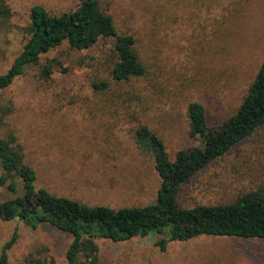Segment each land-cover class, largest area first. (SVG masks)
Here are the masks:
<instances>
[{
    "label": "rangeland",
    "instance_id": "374dc122",
    "mask_svg": "<svg viewBox=\"0 0 264 264\" xmlns=\"http://www.w3.org/2000/svg\"><path fill=\"white\" fill-rule=\"evenodd\" d=\"M0 74L26 40L29 10L51 14L76 8L80 0H2ZM119 33L132 34L147 73L118 83L110 76L112 39L85 50L66 41L0 91V136L12 133L24 160L36 172V187L81 202L112 208L154 204L160 178L152 153L138 146L135 130L146 125L164 143L171 160L201 146L188 135L187 106L200 102L210 127L240 105L264 60V0H100ZM50 60L51 73L41 75ZM52 61V62H51ZM106 80L105 90L93 82ZM2 170L0 168V175ZM17 195L21 181L14 177ZM264 191V124L185 183L182 207L231 202L242 193ZM15 194L0 185V201ZM8 264L32 257L67 264L71 235L49 224L36 228L0 220V251ZM163 233L127 241L97 238L98 264H264V239L199 236L168 241Z\"/></svg>",
    "mask_w": 264,
    "mask_h": 264
},
{
    "label": "trees",
    "instance_id": "16d2710c",
    "mask_svg": "<svg viewBox=\"0 0 264 264\" xmlns=\"http://www.w3.org/2000/svg\"><path fill=\"white\" fill-rule=\"evenodd\" d=\"M0 15L10 16L0 0ZM26 40L10 67L0 74V91L22 75L25 68L36 65L40 57L66 41L71 49L85 50L98 40L111 38L110 76L118 83L146 75L147 69L136 49L132 34L119 33L113 16L102 8L100 0H80L71 11L51 14L42 5L29 10ZM52 62V61H51ZM51 73L50 60L41 75ZM108 81L93 82L95 89L105 90ZM188 135L200 137L201 146L177 152L169 158L163 141L146 125L135 130L139 147L154 157V169L160 178L154 204L112 208L90 205L44 187L37 188L36 172L25 162L21 145L12 133L0 136V185L15 197L0 201V220L18 219L36 228L49 224L71 235L66 249L67 264H98L97 238L127 241L135 237L163 233L156 243L164 250L168 241H187L199 236L264 239V191L242 193L231 202L182 207L178 202L181 187L213 160L225 155L233 146L249 137L264 124V60L248 86L236 111L217 127L206 121L203 105L192 101L187 106ZM2 115L0 113V126ZM18 177L22 193L17 195ZM13 234L0 251V264H8L7 251L15 241ZM28 264H55L53 260L32 257Z\"/></svg>",
    "mask_w": 264,
    "mask_h": 264
}]
</instances>
